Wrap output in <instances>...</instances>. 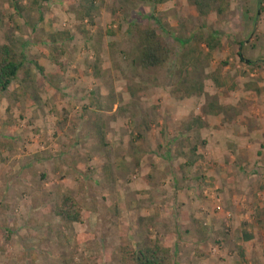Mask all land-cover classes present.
Here are the masks:
<instances>
[{"label": "rangeland", "instance_id": "1", "mask_svg": "<svg viewBox=\"0 0 264 264\" xmlns=\"http://www.w3.org/2000/svg\"><path fill=\"white\" fill-rule=\"evenodd\" d=\"M227 2L202 18L188 0H0V47H23L32 78L0 93V264L156 244L173 264H264V0ZM148 29L176 50L159 69L138 62ZM211 33L198 92L175 39ZM64 196L79 223L56 216Z\"/></svg>", "mask_w": 264, "mask_h": 264}, {"label": "trees", "instance_id": "2", "mask_svg": "<svg viewBox=\"0 0 264 264\" xmlns=\"http://www.w3.org/2000/svg\"><path fill=\"white\" fill-rule=\"evenodd\" d=\"M142 3H152L155 7H159L167 2V0H139ZM193 9L202 18H207L212 14L223 15L229 7L227 0H188ZM25 12L24 9L17 6L14 7L15 15H19ZM176 43L181 49L180 53V69L185 75H188L187 79L195 77L194 82L196 91L203 90V82L200 81V77L196 74L197 71H202V66L207 60H210L213 53L219 49L220 40L216 33H211L207 36L202 34H194L191 38L184 40L182 38H176ZM138 43V62L142 69H159L165 66V64L176 56V50L170 47L165 40L159 36L157 30L148 29L137 32ZM206 48V52L202 50V47ZM242 46V45H241ZM21 51L19 52L13 43L3 45L0 47V93L8 92L10 86L20 79V85L24 86L32 82L31 68L26 67L27 58ZM238 57L242 63L251 65L252 62L245 60L241 51L238 52ZM31 64L30 66H32ZM39 73H43L41 68L36 66ZM193 81V80H192ZM213 82L218 85L217 79L213 78ZM200 85V86H199ZM216 109V111H215ZM218 113L221 110L215 106H210V112ZM197 124L200 125V119H193L187 126V129H191ZM197 152L196 148H193L191 154L195 158ZM188 161V165H194L195 161ZM56 216L66 225H72L79 223L81 220V209L78 203L71 196H64L61 200V205L56 210ZM251 236H246L245 241L251 240ZM241 255L243 253L241 252ZM172 253L168 248L156 244L153 247L146 246H131L127 245L121 248L120 251V264H173Z\"/></svg>", "mask_w": 264, "mask_h": 264}]
</instances>
